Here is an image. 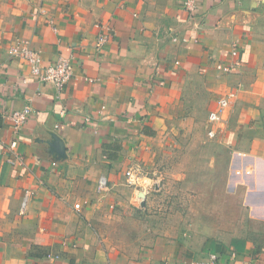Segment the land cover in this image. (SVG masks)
<instances>
[{
	"label": "crops",
	"instance_id": "1",
	"mask_svg": "<svg viewBox=\"0 0 264 264\" xmlns=\"http://www.w3.org/2000/svg\"><path fill=\"white\" fill-rule=\"evenodd\" d=\"M185 1L0 0V115L32 110L0 125V264H264V0H198L193 14ZM23 44L72 61L62 91L9 54ZM131 168L151 188L130 186ZM151 212L131 249L112 242Z\"/></svg>",
	"mask_w": 264,
	"mask_h": 264
},
{
	"label": "built area",
	"instance_id": "2",
	"mask_svg": "<svg viewBox=\"0 0 264 264\" xmlns=\"http://www.w3.org/2000/svg\"><path fill=\"white\" fill-rule=\"evenodd\" d=\"M198 0H186L185 8L190 12L194 13L197 8ZM99 26V25H97ZM108 42V37L101 34L98 38V47H102ZM9 54L13 57H20L26 61L30 74L36 77L39 81L43 83H48L54 85L58 91H62L69 82L73 79L74 68L73 63L70 59L66 57H60L55 63L45 64L41 53L39 51L31 49L28 45H14L9 49ZM232 56L235 58L233 62L227 66L219 65L218 69L223 72H230L234 67H238L240 62L238 60V50L233 47ZM237 97L235 91L228 93L224 97L220 98L217 104V108L212 111L209 115V122L214 126L209 132L208 136L210 139H215L219 135H224L227 129V113L231 108L233 102ZM32 115V110L30 107H26L22 110H16L12 112H5L0 115V125L2 122H9L12 124L15 130L21 129L29 120ZM17 147V142H11L8 146L10 151H14ZM17 158L11 159L9 162L15 164ZM236 174L238 176H244L251 174V170L241 171L237 170ZM127 183L134 188H151V184L147 176H145L139 168H131L126 173ZM157 187H160V182L155 183ZM108 190V185L106 179L102 178L99 182L98 191L105 192ZM33 195V191L27 190L24 195L22 212L26 211L29 200ZM77 210H80L81 205L77 204L75 206ZM58 259V256L55 257ZM184 264H218V256L216 254H211L208 260H193Z\"/></svg>",
	"mask_w": 264,
	"mask_h": 264
},
{
	"label": "rangeland",
	"instance_id": "3",
	"mask_svg": "<svg viewBox=\"0 0 264 264\" xmlns=\"http://www.w3.org/2000/svg\"><path fill=\"white\" fill-rule=\"evenodd\" d=\"M241 178H243V176ZM165 184H166V182H165ZM160 185L164 186V182L161 181ZM174 186L175 185H173V187ZM173 198L175 199V202H177V205H178V203H184L186 205L187 203H189L188 201L190 200V197H182L181 194H174ZM150 214L149 215L144 214L142 216L143 219H141L139 217H132V216H128V217L121 219V224L118 225L116 228L115 227L113 228V229H116L117 231L115 233H113L114 239L112 242L114 244H118L119 246H125L127 249H131L134 246V244H136L138 241H137V239H133V238L130 239V238L133 237L135 235V233H138L140 230L144 229V227H146L147 224H150V220H148L149 222L147 221V223H146V220H147L146 216H154V213L151 212ZM155 216L156 217H152V219H154L152 221H158V219L160 217L159 214H155ZM226 217H228V216L226 215ZM145 218H146V220H145ZM143 220H145V223L142 222ZM136 222H138V226L135 224Z\"/></svg>",
	"mask_w": 264,
	"mask_h": 264
},
{
	"label": "water",
	"instance_id": "4",
	"mask_svg": "<svg viewBox=\"0 0 264 264\" xmlns=\"http://www.w3.org/2000/svg\"><path fill=\"white\" fill-rule=\"evenodd\" d=\"M139 198L145 200V198H146L145 193H144V192H141V193L139 194ZM142 206H145V203H144V202L142 203Z\"/></svg>",
	"mask_w": 264,
	"mask_h": 264
}]
</instances>
